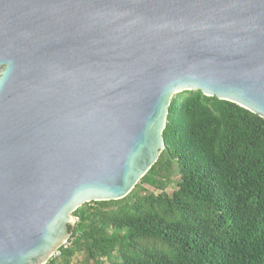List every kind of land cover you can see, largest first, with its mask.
<instances>
[{
	"label": "water",
	"instance_id": "obj_1",
	"mask_svg": "<svg viewBox=\"0 0 264 264\" xmlns=\"http://www.w3.org/2000/svg\"><path fill=\"white\" fill-rule=\"evenodd\" d=\"M185 91L264 119V0H0V264L126 198Z\"/></svg>",
	"mask_w": 264,
	"mask_h": 264
},
{
	"label": "trees",
	"instance_id": "obj_2",
	"mask_svg": "<svg viewBox=\"0 0 264 264\" xmlns=\"http://www.w3.org/2000/svg\"><path fill=\"white\" fill-rule=\"evenodd\" d=\"M168 114L154 167L126 198L76 210L47 264H264V119L200 91L176 95ZM174 168L176 191L146 193Z\"/></svg>",
	"mask_w": 264,
	"mask_h": 264
},
{
	"label": "rangeland",
	"instance_id": "obj_3",
	"mask_svg": "<svg viewBox=\"0 0 264 264\" xmlns=\"http://www.w3.org/2000/svg\"><path fill=\"white\" fill-rule=\"evenodd\" d=\"M180 181V177L176 169L174 168L169 174L167 173V177L163 178L159 181V184L161 188L158 189H152L148 188L147 192L148 194H161L162 192H165L168 195H171L174 191L177 190V183ZM75 225V224H74ZM73 225V226H74ZM71 264H95V262H86V257L83 254H76L71 259ZM100 264H110L107 262L106 259L100 260Z\"/></svg>",
	"mask_w": 264,
	"mask_h": 264
},
{
	"label": "built area",
	"instance_id": "obj_4",
	"mask_svg": "<svg viewBox=\"0 0 264 264\" xmlns=\"http://www.w3.org/2000/svg\"><path fill=\"white\" fill-rule=\"evenodd\" d=\"M56 256H59V252H58V253H56L55 257H56Z\"/></svg>",
	"mask_w": 264,
	"mask_h": 264
}]
</instances>
